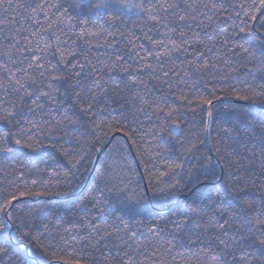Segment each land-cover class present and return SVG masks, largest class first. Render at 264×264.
<instances>
[{"label":"trees","instance_id":"obj_1","mask_svg":"<svg viewBox=\"0 0 264 264\" xmlns=\"http://www.w3.org/2000/svg\"><path fill=\"white\" fill-rule=\"evenodd\" d=\"M29 2L11 0L12 8L5 11L8 4V0H5L0 7V19L8 17L11 21L15 18L23 23L27 13L17 5ZM50 2L56 3L58 0ZM216 3L217 9L208 13L211 21L206 15L199 17L204 24L211 25L207 31L213 40H205L200 50L214 45L216 51L209 53L205 60L216 64L215 70L209 68L206 74H193L186 83L178 86L175 77H171L172 83L168 84L150 79L146 74L141 76L143 83L130 84L131 92L126 89L123 97L116 98L117 103L111 105V113L95 118L96 124L100 120L105 121L103 127L93 128L89 116L83 114L82 122L87 126V134L71 145L60 136L61 131L72 129L57 130L54 122L47 126L41 122L39 132L28 131L24 137H13L9 141L7 146L12 151L0 152V190L41 194L20 197V202L14 203L13 215L20 216L28 226L18 228L16 221L11 222V227L0 229V247L10 246L9 255L3 257L0 264H7L9 259L12 264H69L76 260L81 264H105L100 254L105 242H99L96 249L90 246V229L83 227L81 230V217H84L85 223L100 225L101 231L111 232L113 228L123 226L110 217L97 216L95 211L85 214V209H92L94 190L106 185L107 188L115 185L117 189L105 190L104 198L109 202V207H120L118 202L121 200L128 203L125 198L131 194H135L139 201L128 203L129 207L140 213L129 221L128 232V235L136 232V240L141 244L134 255L136 264H160L161 261L164 264H197L199 245L187 250L186 244L181 246L178 236L176 246L168 254L169 231L174 230L170 224L165 227L161 223L159 227L163 230V239L152 236L149 233L152 221L160 215L167 217L173 206L183 204L195 191L211 185L227 184L231 170L229 162L233 169L237 165L248 166V173L256 178L255 184L252 181L248 183L251 198L258 200L264 195V183L261 182L264 177H257L261 168L258 158L260 138L264 132L258 127L253 129L249 124V121L264 122V60L240 58L227 52L234 44H243L256 56L261 55L264 51V20L260 17H264V10L257 11V7H250L259 6L260 0H216ZM241 3L244 5L243 11L239 10ZM64 6L66 8L68 5ZM245 12L248 14L246 26L241 23ZM254 13L256 20L252 19ZM106 19L92 18L83 28L74 23L71 28L52 30L66 41V52L83 49L75 59L65 55V63L71 60L72 64L79 66L85 57L93 63L96 57L102 63H107L106 58H114L117 50L126 55L133 47L146 55L151 43L144 37L151 35L159 39L156 27L150 23L145 25V18L141 15L132 14L116 22L109 20L112 27L105 22ZM40 20L43 21V16ZM52 23L55 24V19ZM193 27L196 25L193 24ZM242 27L244 31H240ZM82 30L97 34L102 31L103 35L78 39ZM199 31L203 37L204 30ZM110 33L116 36L115 44H112ZM121 33H124L123 40L119 38ZM106 39L112 44L111 47L106 46ZM55 48L53 42L52 50L45 56V60L52 65L62 58L55 53ZM195 50L196 45L193 44L188 48L187 55L174 53L165 62V67L171 68L173 64L179 67L181 61L194 59L192 53ZM217 54H225L219 63L213 59ZM196 60L198 64L205 62L199 58ZM128 66L125 61L121 68ZM68 67L71 68V64ZM131 67L138 65L132 64ZM233 68L236 70L233 71ZM127 82L128 77H124L120 86ZM117 83L120 81L117 80ZM60 91L63 92L64 88L60 87ZM253 92L262 93L256 97L255 103L240 99L242 96H252ZM132 93H147L150 106L136 111L140 104L139 101L132 104ZM213 96L217 99L211 105L201 103ZM65 103L75 104L74 110L79 111L80 102L73 95L66 97ZM103 106L101 98L98 107ZM209 112L212 113L211 117ZM24 127L27 129L29 126L25 124ZM16 139H21L22 143L16 144ZM225 143L227 149L223 146ZM218 147L221 148L219 153L216 151ZM233 150L234 155L230 154ZM225 156L226 159H222ZM244 174L241 172V175ZM33 181L36 183L33 184ZM122 187H126L123 194L118 191ZM160 189L165 191L163 197ZM45 223L49 224L46 232L43 231ZM65 228L72 231L65 234ZM96 235L92 233L91 239L94 240ZM61 236L68 239V246L63 251L56 250L55 254L62 259L53 261L54 250L46 246L55 244ZM112 255H115L114 250Z\"/></svg>","mask_w":264,"mask_h":264},{"label":"snow or ice","instance_id":"obj_2","mask_svg":"<svg viewBox=\"0 0 264 264\" xmlns=\"http://www.w3.org/2000/svg\"><path fill=\"white\" fill-rule=\"evenodd\" d=\"M4 3L5 0H0V7ZM65 4L68 5L66 8ZM17 7L24 9L27 13L23 23L15 18L11 21L8 17L0 19V152L12 151L7 144L13 137H24L28 131L39 132L41 122L44 126L54 122L57 130L70 127L71 131H61L60 138L71 145L77 138L87 134V126L82 122L83 114L89 116L93 128L103 127L105 121L100 120V123L96 124L95 118L111 113V105L117 103L116 98L123 97L126 89L131 92L130 84L143 83L141 76L145 74L150 79L168 84L172 83L171 77H175L178 86L180 83H186L187 78L193 74H206L209 68L216 69V64H213L211 60H205L209 53L216 51L214 45L206 47L204 51L200 50L205 40L209 42L213 40V36L207 31L211 25L199 20V17L206 15L211 21L212 17L208 13L217 9L216 0H183V2L181 0H136L135 3L132 0H58L56 3L50 0H30L29 3H21ZM233 7L236 6L233 5ZM250 7H257V11H262L264 0H260L259 6L250 5ZM11 8V0H8L7 8L4 10L8 11ZM243 8L244 5L241 3L239 10L243 11ZM56 13L59 15L57 16ZM132 14L143 16L145 25L150 23L156 27V35L159 39L151 35L144 37L151 43V48L147 49L146 55L133 47L127 51L126 55L117 50L114 58H106L107 63H102L99 57L93 58L95 63L85 57L79 66L72 64L71 60L65 63L63 59L65 55L75 59L83 49L66 52V41L56 35L53 29L58 31L61 28H71L74 23L83 28L92 18H108L105 20L106 23H109V20L116 22ZM247 15L245 12L244 18H241V23L245 26ZM41 16L43 21L40 20ZM82 17L83 20H81ZM53 19L55 24L52 23ZM252 19H257L255 13ZM260 19L264 20V17ZM193 24L196 25L195 28ZM112 26V23H109V27ZM199 30H204L203 37ZM244 30L245 28H240V31ZM97 35H103V32L97 34L82 30L78 39ZM110 35H112V44H115V34L110 33ZM119 38L123 40L124 33H121ZM53 42L56 44L55 53L62 57L56 65L45 60L47 52L53 48ZM105 44L108 47L112 46L107 39ZM193 44L196 45V50L192 53L194 59L181 61L179 67L174 64L171 68L165 67V62L170 60L174 53L183 52L187 55L188 48ZM227 52L240 58L264 60V51L258 57L254 51L243 44H234L233 48L228 49ZM224 55L217 54L213 59L219 63ZM196 58L205 62L198 64ZM125 61L129 66L121 68ZM69 64L71 68L68 67ZM132 64L138 67H131ZM86 68L87 71H85ZM124 77H128V82L121 87ZM117 80L120 83H117ZM60 87L64 88L63 92L60 91ZM70 94L80 102L79 111L74 110L75 104L65 103V98ZM261 94V92H253L252 96H242L240 99L252 100L255 103L256 97ZM146 97L147 93L143 95L132 93V104L134 105L137 101L140 104V108L136 111H142L150 106V101ZM101 98H103L104 106L98 107ZM214 99L217 97L202 100L201 103L211 105ZM211 115L212 113L209 112V117ZM36 117L39 119L37 120ZM173 123L176 122L173 121ZM25 124L29 126L27 129L24 127ZM249 124L253 129L258 127L264 132V122L249 121ZM163 130L162 126L161 131ZM15 143L21 144L22 140L16 139ZM223 146L225 149L228 148L226 143ZM260 146L258 158L261 168L257 177H264V136L260 138ZM65 151L67 152L68 149ZM216 151L219 153L221 148L218 147ZM230 154L234 155V150ZM253 156L255 157L256 154L254 153ZM222 159H226V156ZM229 168L231 170L227 184L211 185L195 191L183 204L173 206L167 217L160 215L158 219L152 221L153 226L149 228L152 236L163 239V230L159 227L161 223L165 227L170 224L174 230L169 231L171 239L167 241L168 254L176 246L179 236L181 246L186 244L187 250L199 245L197 264H264V195H261L258 200L250 197L248 183L252 181L255 184L256 178L248 173V166L237 165L233 169L229 162ZM241 172L245 174L241 175ZM261 182L264 183V180ZM35 183L33 181V184ZM105 190L117 189L115 185L112 188H107L106 185L105 188L95 189L92 209H85V214L95 211L97 216L110 217L123 226H117L111 232L101 231L100 225L85 223L84 217H81V230L83 227L90 229L89 242L94 249L99 242H105L104 250H100L105 264H136L134 255L136 250L141 248V244L136 240V232L133 231L131 235H128V232L130 231L129 221L140 213L129 207L128 203L134 200L139 203V201L135 194H131L125 198L128 203L121 200L118 202L120 207H109V202L104 198ZM118 191L123 194L126 187ZM159 191L163 197L164 189ZM40 194L24 191L17 194L0 190V229L11 227V222L16 221H18V228L28 226L20 216L13 215L14 203H19L20 197ZM82 206L78 205V207ZM16 211L22 212L21 209ZM125 217L128 219L126 220ZM90 220L91 217H89ZM48 229L49 224L45 223L43 231L46 232ZM63 231L68 234L72 229L65 228ZM92 233L97 234L94 240L91 239ZM73 242L76 241L73 240ZM67 246L68 239L61 236L55 244H49L46 247L54 250L53 261H59L62 257L56 255L55 251H63ZM9 247H0V261L9 255ZM113 250L115 255H112ZM154 255L155 252H153ZM7 264H12L11 259ZM69 264H81V262L76 260ZM160 264H164V261Z\"/></svg>","mask_w":264,"mask_h":264}]
</instances>
